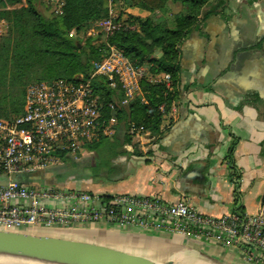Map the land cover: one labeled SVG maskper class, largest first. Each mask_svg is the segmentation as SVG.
I'll return each mask as SVG.
<instances>
[{"label": "crops", "instance_id": "0c3cea01", "mask_svg": "<svg viewBox=\"0 0 264 264\" xmlns=\"http://www.w3.org/2000/svg\"><path fill=\"white\" fill-rule=\"evenodd\" d=\"M177 4L168 0L162 10L125 9L171 18L181 11L173 10ZM199 16L180 45L175 109L144 141L133 139L139 153L125 141L126 125L119 121L114 137L85 147L78 160L66 157L48 169L13 177L37 188L160 195L171 202L185 197L212 216L256 213L264 196V0H213ZM233 142L234 168L226 158ZM106 154L107 170L96 176L91 169ZM234 173L240 175L236 202ZM7 180L0 171V185ZM46 204L61 201L50 198ZM24 230L106 244L168 264H264L257 249L250 259L241 245L137 226L100 221Z\"/></svg>", "mask_w": 264, "mask_h": 264}, {"label": "built area", "instance_id": "2783aa9c", "mask_svg": "<svg viewBox=\"0 0 264 264\" xmlns=\"http://www.w3.org/2000/svg\"><path fill=\"white\" fill-rule=\"evenodd\" d=\"M115 0H109V16L96 22L88 33L107 37L120 22L116 20ZM6 21L0 20V35ZM108 77L111 86H120L122 96L111 102L112 109L127 105L141 92L143 81L163 83L173 90L170 72L151 73L148 66H137L117 47L110 45L108 54L93 62L88 77L76 79L39 80L26 87L25 106L13 120L0 117V171L8 176L0 185V229L24 230L37 226L88 225L94 222L118 226H137L145 231L181 233L229 246L241 245L248 258L255 250L264 255V196L256 213L231 212L220 216L207 215L193 207L185 197L167 201L160 195L99 193L78 189L31 187L14 178L19 172L45 170L64 158L78 160L87 142L101 135H115L119 119L105 115L100 96L92 78ZM166 104L159 105L167 115ZM134 139L144 141L148 130L130 125ZM60 200L57 206L47 205V199Z\"/></svg>", "mask_w": 264, "mask_h": 264}, {"label": "trees", "instance_id": "16d2710c", "mask_svg": "<svg viewBox=\"0 0 264 264\" xmlns=\"http://www.w3.org/2000/svg\"><path fill=\"white\" fill-rule=\"evenodd\" d=\"M167 1L115 0L122 6V12L116 16L120 26L107 37L99 33L94 38L88 31L109 16V0H0V20L6 21L0 35V117L13 120L23 113L29 83L57 78L73 80L77 74L86 78L93 62L104 58L110 45H114L133 64L148 66L151 73L170 72L174 88L168 91L161 82L144 80L141 92L127 105L112 109L109 104L121 98L122 90L119 85L111 86L107 76L96 75L91 82L105 115L116 114L119 121H124L125 141L129 143L134 139L129 133L132 123L143 130L161 124L165 113L159 105L165 102L169 111L177 94L180 45L200 22L203 7L213 0H173L181 1L185 7L171 18L154 12L140 15L125 9L139 5L162 10ZM40 3L48 6L50 12L44 13ZM108 138L101 135L85 147H97ZM133 146L139 153L138 143L133 142ZM234 146L235 142L226 156L233 168ZM239 177L234 173L235 202L240 197Z\"/></svg>", "mask_w": 264, "mask_h": 264}, {"label": "water", "instance_id": "95a60500", "mask_svg": "<svg viewBox=\"0 0 264 264\" xmlns=\"http://www.w3.org/2000/svg\"><path fill=\"white\" fill-rule=\"evenodd\" d=\"M0 254L56 264H168L106 244L26 230L0 229Z\"/></svg>", "mask_w": 264, "mask_h": 264}, {"label": "rangeland", "instance_id": "374dc122", "mask_svg": "<svg viewBox=\"0 0 264 264\" xmlns=\"http://www.w3.org/2000/svg\"><path fill=\"white\" fill-rule=\"evenodd\" d=\"M44 1V0H43ZM46 1V0H45ZM178 5V7L173 6V10L176 9H184L185 5L181 2V1H176ZM182 5V7H181ZM39 8L44 12V13H49L50 12V8L42 3L39 4ZM115 12L121 13L122 12V6L121 3H117L115 2V6H114ZM116 14V15H117ZM92 37L94 38H98L99 35L98 33H93ZM112 138V137H110ZM110 155L106 154V155H101V158H99L95 163L94 166L92 167L93 169H91L93 172L96 173V176H99L100 174H102V172H106L107 170V166L109 164V159H110ZM36 232V231H34ZM40 232V231H37ZM12 257V256H11ZM16 258V257H15ZM19 260H15V261H9V262H1L0 264H56V263H49V262H43V261H39V260H33V259H27L26 257H18ZM17 261V262H16Z\"/></svg>", "mask_w": 264, "mask_h": 264}, {"label": "bare ground", "instance_id": "6f19581e", "mask_svg": "<svg viewBox=\"0 0 264 264\" xmlns=\"http://www.w3.org/2000/svg\"><path fill=\"white\" fill-rule=\"evenodd\" d=\"M12 256V257H11ZM16 257V258H15ZM19 256H15V255H9V254H0V263L1 262H9V261H15V260H19L18 259ZM22 258V257H21ZM24 258V257H23ZM27 259H32V258H27ZM33 260H38V259H33ZM42 261V260H39ZM17 262V261H16Z\"/></svg>", "mask_w": 264, "mask_h": 264}]
</instances>
